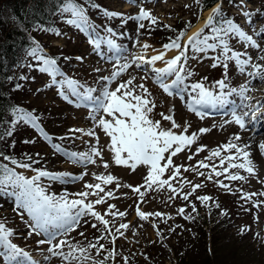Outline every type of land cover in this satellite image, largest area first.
Segmentation results:
<instances>
[{
	"label": "rangeland",
	"instance_id": "374dc122",
	"mask_svg": "<svg viewBox=\"0 0 264 264\" xmlns=\"http://www.w3.org/2000/svg\"><path fill=\"white\" fill-rule=\"evenodd\" d=\"M235 1L237 5L243 3V8L230 7L229 14H231V17L229 19H232L247 35H252L259 43L260 48L264 49V13L261 11L264 0ZM77 2L85 7L90 21L97 29H100L99 39L112 38L104 33L103 26L112 28L118 34L115 42L118 46L127 49L123 55L129 61L132 59L133 54L141 52L139 45L143 43L152 46L146 50L145 55L147 57L156 55L157 52L153 49H161V46L168 42L169 37L174 38L180 31L186 32L181 41L183 43L188 36H192L204 27L205 21L217 7L214 6L199 13V5L196 0H137L136 4H132L130 0H77ZM92 3L99 5V8H92ZM185 5L188 7H185ZM141 6L149 11L152 16L158 18V24L154 26L151 34H149L146 27L140 29L141 35L137 36V23L134 20L129 19L122 26L123 22L120 18L108 20L103 16L104 10H107L120 13L127 19L138 14ZM242 11L253 14L250 21H246ZM68 18V16L57 18L54 23L55 31H52V33L46 32L32 36L33 39L28 40L27 49L21 53L24 63L16 69L18 80L15 78V81L23 83L26 87L24 92L16 94V103L12 104V107H21L37 116L40 127L46 135L51 137V144L42 139L37 130L30 126L21 124L13 127L10 110L4 119L0 121L1 134L9 128L13 129L11 137L5 136L4 145L8 153L0 155V164L14 168L9 161L3 159V156H9L21 163H32V161L40 160L39 163L32 164V167L52 173H72L73 175L85 171L88 173L83 180L68 183L42 178L40 183L43 187L46 186V190L51 186L67 187L62 194H55L57 196L84 191L85 183H96L92 173L112 174L121 185L127 184L133 187L142 185L147 174L145 166H139L135 172L111 163L107 171L102 167L104 161L110 162L111 153L107 150L109 138L99 128H96L95 131L99 138L97 147L102 149L103 161L96 157L94 158L96 159L95 165L78 166L68 162L63 154H58L53 150L52 145H60L67 151L88 152L90 146L97 143L96 139L83 136L79 132L70 133L69 129L88 130L93 128V121L88 118L90 114L89 107L81 103L79 98L70 96L69 99L73 102H67L58 95L56 89L50 86L51 78L46 73H41L38 70L39 62L29 57L27 51L30 47L38 44L43 55L57 60L62 76L73 79L80 85L97 89L103 84L100 78L110 76L114 70L116 59L108 52L106 47L103 48L104 56L102 57L99 54L101 50L94 49L89 44V40L93 39V36L87 31L81 32L75 26L67 24L65 21ZM194 20L195 24L190 28H186L188 22ZM2 23L3 26H1ZM9 23L8 10L0 7V41L3 29L5 30L4 26L7 27ZM144 23L147 26L148 21ZM164 25H170L172 30L165 29ZM55 32H59L61 35L57 36L54 34ZM205 34H208L207 29H205ZM29 37L31 36L29 35ZM137 40L139 45L133 47V42ZM229 43L235 50L244 51L243 44L237 38L231 39ZM248 51L253 63L264 66V60L257 59L258 54L262 53L252 49H248ZM171 53L170 58L177 54L176 51ZM196 55L198 58L193 59L192 53H189L188 63L195 75L188 83L200 81L202 78L207 77L205 83L210 86L212 82L224 77L223 66L212 68L213 61L210 58H206L203 53ZM212 55H215V53L207 54L209 57ZM109 56H111V59L107 58ZM78 57L81 59H78ZM247 71H251V67L246 70L245 74H241L234 63L230 62L227 71L229 85L239 88L244 84H248L247 96L249 99L246 103L249 105H256L257 102L264 104V79L251 78L247 75ZM144 76L148 78L142 80L141 77ZM20 77H24V79H20ZM131 77L136 78L134 81L136 85L144 83L149 89L151 99L157 105L151 114V118L160 120L164 128H169L170 123L164 121L160 113L174 116L175 121L181 126L180 129L175 130L176 132L182 131L185 123L190 125L187 133L189 135L198 132L200 128L210 129L208 133L198 136L197 142L191 146L190 150L186 149L173 157L174 165H195L197 161L208 155V150L227 143L234 134H239L241 139L237 143L241 146L249 145L246 150L251 154L250 158L253 161L255 175L249 176L241 170L240 174L247 176L245 181H228L223 176L213 178L230 185L231 191H229L217 187L215 183L207 181L204 177H197L195 173L184 172L181 169L183 178L193 184L202 183L205 185L197 189L188 201H184L179 197L170 200L171 193L167 188L159 191L149 189L146 192L144 188H141V191L145 192L142 198L143 202H141V197L134 194L130 188L120 187L118 191H115V182L107 186L106 191L114 190L118 198L109 199L106 204L96 206V210L103 214L108 204H114L116 210L127 213L126 217L117 218L115 225L118 226L120 223L129 224L128 230H121L124 232V236L118 238L115 242V249L119 255L116 256L115 261L109 260L107 264H125L124 258H127L128 264H182L180 262L183 260V264H187L188 259H191V264H200L199 262L205 260L206 257L219 261V264H230L231 262L264 264V196L255 195L250 200L241 199L242 193L264 192V155L261 154L258 147L260 144H264V139L258 136L259 133H264V107H260L257 119L250 120L247 123V129L241 131L234 123L225 124L226 120L231 119L228 113H216L208 110V114L198 117L193 112H189L187 110V95L182 100L179 96L164 94L153 82L151 72L146 73L143 69H137L135 65L112 82L109 85L110 89L114 90L119 83L127 81ZM4 88L9 91L10 85L6 84ZM99 115H102V113L98 114L97 119ZM73 136L78 138H69ZM62 137L64 139H61ZM25 141L34 142L25 143ZM200 145H205L207 150L195 156L191 161L188 160V156L194 153ZM48 152L51 160H41ZM37 153H39V156H37ZM28 157H31V160ZM216 163H218V160ZM14 170L27 178L35 174L33 171L23 168H15ZM203 171L205 174L208 172L207 169H203ZM231 171L236 172L237 170L233 169ZM170 175L171 170L166 171L162 179H168ZM172 183L173 186L179 187L177 181H172ZM190 190L191 185H185L183 188L184 192ZM204 195L212 199L203 203L196 199V197ZM70 198L75 197L70 196ZM90 199H95V197ZM253 201L258 202L260 206L258 208L253 207ZM138 203L140 209L145 213L160 212L165 215L163 218L149 217L148 220L141 221L136 215ZM15 204L16 200L11 194V190L6 191L0 188V222L5 223L9 229L13 230L15 235L12 242L29 252L32 258L39 261L40 264H62L61 259L58 257H53L49 262L44 261L43 257L49 255L46 251L49 245L37 244L38 240L43 239L41 235L28 236L29 217L26 213L22 216L19 211H14ZM217 204L219 207L216 206ZM192 205H195L196 211H193ZM179 208H184L185 215L193 218L185 219L184 216L178 214L177 210ZM222 213L226 214L222 215ZM106 218L112 220L111 216ZM153 224H156L157 227L153 228ZM242 228L245 229L243 234L240 231ZM170 229H174V231H170ZM158 231L160 232L159 236L157 235ZM80 232L85 233L87 240L79 235ZM98 235L99 232L89 224L73 231L68 239L73 243L82 241L86 244ZM101 243L105 244L108 249L113 247L107 241H101ZM64 251H68L67 247L64 248ZM91 255L96 256L95 250H92ZM96 258L103 259V254ZM0 264H2V259H0Z\"/></svg>",
	"mask_w": 264,
	"mask_h": 264
},
{
	"label": "snow or ice",
	"instance_id": "6c2138e0",
	"mask_svg": "<svg viewBox=\"0 0 264 264\" xmlns=\"http://www.w3.org/2000/svg\"><path fill=\"white\" fill-rule=\"evenodd\" d=\"M132 4H136L137 0H130ZM199 3V0H196ZM92 8H99V5L92 3ZM185 7H188L185 5ZM238 9L243 8L236 5ZM56 11L61 16H68L66 23L75 26L81 32H89L93 39L89 40V44L94 49H100V55L103 57V48H107L108 52L115 56L114 70L110 76L101 77L103 84L100 88H92L80 85L73 79L65 78L61 75L58 62L55 58H48L42 54V49L38 44L30 47L27 55L39 62L38 70L46 73L51 78V85L54 87L67 102H73L69 97H77L85 106L89 107V119L93 121V128L69 129L70 133H81L83 136H89L96 139L97 143L90 146L88 152L67 151L60 145H52L53 150L68 160V162L78 166L95 165L96 157L103 161L102 149L97 147L99 138L95 131L99 128L108 138L107 150L111 153L110 162L104 161L102 167L107 171L110 163L116 166L131 169L133 172L139 166H145L147 174L144 177V184L133 187L131 185H121L112 174H96L92 173L96 183H85L84 191L63 194L57 196L49 194L41 185L42 178L52 181H61L64 183L77 182L83 180L88 173L81 172L78 175L72 173H52L44 169H35L32 164L39 163V160L32 163H21L9 156H3L4 160L9 161L14 168L0 166V188L11 190V194L15 197L16 204L14 211H19L23 216L25 213L29 217L28 236L33 234L41 235L43 239L37 241L38 245L48 244L47 253L43 257L45 262H49L53 257L61 259L62 264H107L109 260L115 261L119 253L115 249V242L118 238L124 236L123 230L129 229V224L120 223L115 225L117 218L126 217V212H120L115 209L114 204H108L103 214L96 210V206L106 204L109 199H116L115 191L120 187L130 188L134 194H138L143 202L145 192L149 189L159 191L167 188L171 193L170 200L177 197L184 201H188L197 189L204 187L202 183L193 184L191 181L181 176V169L184 172H193L197 177H204L207 181L213 182L217 187L231 191V186L224 184L223 181L214 177L223 176L228 181H245L247 176L241 175L240 171L247 173L249 176L255 175L253 161L250 158V152L247 151L249 145H239L237 142L241 139L239 134H234L227 143L217 146L215 149L208 150V155L196 162L195 165H179L173 163V157L197 142L198 136H202L210 131L208 128H200L198 132L190 135L188 129L189 124L185 123L183 130L176 132L181 126L175 121L173 115L160 113L164 121L170 123L169 128H164L160 120H153L151 114L156 108V104L151 99V93L144 83L136 85L135 77H131L127 81L119 83L116 88L110 89L109 85L121 77L127 70L135 65L137 69H143L146 73L151 72L153 82L168 96H179L182 100L187 95V110L193 112L198 117H203L211 111H227L231 119L226 120L225 124L234 123L241 131L247 129V123L250 120H256L260 112V107L264 104L257 102L256 105H249L246 101L249 99L247 93L249 91L248 84H244L239 88L231 87L228 83L227 71L229 63L233 62L237 70L241 74H245L246 70L251 67V71H247V75L251 78L264 79V66L259 63H253L252 57L249 55L248 49L258 50L257 59L264 60V49L260 48L259 43L252 35H247L232 19L224 17L221 8L217 6L205 21L204 27L188 36L187 40L181 43L186 35L185 31H180L174 38L169 37L168 42L161 46V49H153L156 55L147 57L146 50L152 46L148 43L139 45V41L133 42V47L138 45L141 52L133 54L129 61L123 55L127 51L126 48L118 46L115 42L117 33L112 28L103 26V31L112 38L99 39L100 29L90 21L86 13L85 7H82L77 0H60V5ZM242 15L246 21H250L252 13L242 11ZM103 16L110 20L112 18H120L123 24L127 20H134L137 23V36L141 35L140 29L147 27L149 34L158 24V18L151 15L144 7L139 8L138 14L130 16L127 19L122 14L109 12L104 10ZM145 21H148L147 26ZM187 24L186 27H190ZM165 29L172 30L170 25H164ZM205 29L208 34H205ZM40 31H54L52 29L39 28ZM59 36L61 33L55 32ZM233 38H237L243 44L244 51L235 50L229 43ZM170 51H176L177 54L165 59ZM192 58H198L196 54L203 53L206 58H210L213 63L212 68L223 66L224 77L214 81L211 85H207V77L200 81L188 83L195 75L188 63L189 53ZM208 53L215 55L207 56ZM111 59V56L107 57ZM78 59H81L78 57ZM123 61V62H121ZM157 62H163V67H155ZM31 67V65H29ZM99 71V69H97ZM147 76L141 79H147ZM24 79V77H20ZM170 81V82H169ZM19 88V85H17ZM238 101V102H237ZM172 111L171 109L169 110ZM99 118L97 119L98 114ZM11 124L17 127L21 124L32 127L37 130L41 138L51 144V137L46 135L38 123V117L31 112L25 111L21 107H12ZM110 118V119H109ZM13 129L9 128L5 133L0 134V139L4 136L11 137ZM78 138V137H69ZM61 139H64L63 137ZM34 141H25V143H33ZM259 149L264 155V144H260ZM205 145H200L196 151L188 156V160L194 159L201 152L206 151ZM234 150V151H233ZM227 153V154H224ZM0 155H3L0 153ZM39 156V153H37ZM31 160V157H28ZM218 160V163L216 161ZM226 165V166H225ZM15 168H23L33 171L35 174L30 178L17 173ZM203 169H207L205 174ZM237 170L232 172L231 170ZM171 170L168 179H162L166 171ZM172 181H177L179 187L173 186ZM116 183V189L107 190L106 187ZM185 185H191V190L184 192ZM145 189V192L141 191ZM264 196V192L260 193H242L241 199L250 200L252 196ZM75 197V198H70ZM95 197V199H90ZM201 203L210 201L212 198L204 195L196 197ZM219 207V205H216ZM260 204L253 201V207H259ZM193 211H196L195 205H192ZM178 214L184 216L185 219L193 217L185 215V209L179 208ZM226 213H222L224 215ZM136 215L141 221L148 220L149 217L163 218L165 214L160 212L145 213L140 209L139 203L136 207ZM112 217V220L106 217ZM169 219L171 217H168ZM95 221V222H93ZM99 232L91 241L86 244L82 241L73 243L68 239L73 231L79 227L89 225ZM156 228V224L152 225ZM114 229V230H113ZM174 231V229H170ZM241 234L245 229H241ZM135 234V233H133ZM14 232L9 229L5 223L0 222V259L2 264H40L32 258L29 252L25 251L17 244L12 242ZM81 237H85L84 232H80ZM160 235V232H157ZM74 239V238H73ZM87 240V237H85ZM101 241H107L112 244V249H108ZM67 247L68 251H64ZM95 250L96 256H92L91 252ZM103 254V259L96 257ZM125 264H128L127 258H124Z\"/></svg>",
	"mask_w": 264,
	"mask_h": 264
},
{
	"label": "trees",
	"instance_id": "16d2710c",
	"mask_svg": "<svg viewBox=\"0 0 264 264\" xmlns=\"http://www.w3.org/2000/svg\"><path fill=\"white\" fill-rule=\"evenodd\" d=\"M87 1V0H83ZM60 5V0H0V7L6 9L10 15V23L3 29L2 39L0 41V121H2L7 113L15 104L16 94L25 91L23 83H17L15 78L18 77L16 69L23 64L21 56L22 51L27 49L29 41L35 35L40 33H52V31H40L39 28L52 29L55 31V20L60 18V13L56 11ZM199 13L217 5L221 8L224 17H231L229 14L230 7H236L235 0H199ZM229 8H228V7ZM264 13V3L261 7ZM9 20V19H8ZM193 26L195 20L188 22ZM4 24L2 23L1 26ZM190 26V27H191ZM186 27V28H190ZM29 35L31 37H29ZM18 80V78H17ZM6 84L10 85L8 91L4 88ZM19 85V88H17ZM2 131H0V134ZM6 137L0 139V153H8L4 145ZM0 166H2L0 164ZM187 264H191V259L187 260ZM209 257L200 261V264H219ZM180 263H184V260ZM230 264H238L231 262Z\"/></svg>",
	"mask_w": 264,
	"mask_h": 264
},
{
	"label": "bare ground",
	"instance_id": "6f19581e",
	"mask_svg": "<svg viewBox=\"0 0 264 264\" xmlns=\"http://www.w3.org/2000/svg\"><path fill=\"white\" fill-rule=\"evenodd\" d=\"M127 8V7H126ZM134 9V8H133ZM199 27V26H198ZM197 27V28H198ZM192 31V30H191ZM190 31V32H191ZM189 32V33H190ZM193 34V33H192ZM92 52V51H91ZM172 51H170V52H168L167 53V55H166V57H165V59H169L170 57H171V53ZM87 53V52H86ZM93 53V52H92ZM94 55V54H93ZM164 66V64H163V62H157V64L155 65V67H157V68H159V67H163ZM170 82V81H169ZM64 108H65V106H64ZM81 120V119H80ZM258 136L261 138V139H264V133H259L258 134ZM256 138H257V135H256ZM259 138V139H260ZM249 142V141H248ZM253 142V141H252ZM66 147V146H65ZM70 149V148H69ZM49 155V152L48 153H46L42 158H41V160H43V161H45V160H51V157H50V155ZM40 161V160H39ZM49 161H47V162H49ZM54 162H56V161H54ZM58 162V161H57ZM50 163H52V162H50ZM49 163V164H50ZM50 166H51V164H50ZM53 166V165H52ZM53 168V167H52ZM50 169V168H49ZM26 172V171H25ZM30 172V171H29ZM32 172V171H31ZM30 174V173H29ZM31 174H33V173H31ZM54 185V184H53ZM46 187V186H45ZM44 187V188H45ZM51 188V189H50ZM50 188H48L47 190H46V192L47 193H49V194H62L63 193V191L67 188V187H58V186H51ZM58 194V195H59ZM18 223V222H17ZM17 226V225H16Z\"/></svg>",
	"mask_w": 264,
	"mask_h": 264
}]
</instances>
